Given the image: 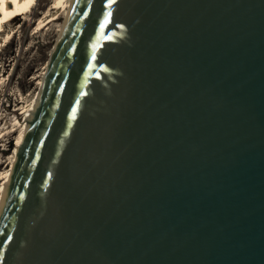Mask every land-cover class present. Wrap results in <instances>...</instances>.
<instances>
[{"label":"water","instance_id":"obj_1","mask_svg":"<svg viewBox=\"0 0 264 264\" xmlns=\"http://www.w3.org/2000/svg\"><path fill=\"white\" fill-rule=\"evenodd\" d=\"M0 264H264V0H73Z\"/></svg>","mask_w":264,"mask_h":264},{"label":"rangeland","instance_id":"obj_2","mask_svg":"<svg viewBox=\"0 0 264 264\" xmlns=\"http://www.w3.org/2000/svg\"><path fill=\"white\" fill-rule=\"evenodd\" d=\"M62 1L36 0L31 11L12 24L16 35L5 53L0 55V134L8 135L0 142V204L4 176L11 171L16 161V144L25 125L26 115H22V110L15 112L14 109L22 108L25 104L31 106L39 96L71 7L62 5L60 9L59 3L57 12L61 20L37 33L39 20L54 4ZM72 1L69 0V3ZM22 99L25 104L19 103ZM13 130L17 132L11 139L8 132ZM6 148L9 149L7 153ZM2 162L5 163L1 165Z\"/></svg>","mask_w":264,"mask_h":264},{"label":"bare ground","instance_id":"obj_3","mask_svg":"<svg viewBox=\"0 0 264 264\" xmlns=\"http://www.w3.org/2000/svg\"><path fill=\"white\" fill-rule=\"evenodd\" d=\"M35 1L36 0H0V55H2L3 52L5 53V50H7V48L11 45L12 40L16 35V32H14L12 29V24L14 23V21L18 20V18H20V16L27 15L31 11ZM59 3H60V9H62V5H64V7H66V8H68L69 5L71 7L73 1L71 4L69 3V0H63L62 2H57L56 4H54L50 8V11L48 13H46V15L44 17L40 18L39 24L37 27V33L42 32V30L45 27H47L48 25H50L51 23H54V22L61 20V16H59V12H57L59 10ZM54 10H56V12L52 13V11H54ZM52 59H53V56H52ZM51 62H52V60H51ZM51 62H50V65H51ZM39 95H40V93H39ZM38 98H39V96L36 98V100L34 101V103L31 106H27L22 99V100H20L19 103H21V104L24 103L25 104L24 107L19 108V109L18 108L14 109L15 112L17 110L18 111L22 110V115H26L25 123H24L25 125L23 126L22 133H21L20 137L18 138V141L16 144V161L18 158V148L21 145H23V142H24V139L26 136L27 120L32 115L33 111L35 110ZM10 112H11V110H10ZM16 132L17 131H14V130L11 132H8L11 139H13ZM6 136H8V135L0 134V142H3V139ZM8 151H9V149L6 148L5 152L7 153ZM16 161L14 162L13 168L16 164ZM4 163L5 162H2L1 165H3ZM13 168L11 169V171L8 172V174L6 176H4L5 182L3 184V192H2L3 196H4L5 185L8 183V181L10 179V175H11Z\"/></svg>","mask_w":264,"mask_h":264},{"label":"snow or ice","instance_id":"obj_4","mask_svg":"<svg viewBox=\"0 0 264 264\" xmlns=\"http://www.w3.org/2000/svg\"><path fill=\"white\" fill-rule=\"evenodd\" d=\"M112 3V0H109V4H111ZM106 20H107V18H106ZM101 29H103V25L101 26ZM95 57V53L93 52V58ZM75 111H76V109L74 108L73 109V116L75 115Z\"/></svg>","mask_w":264,"mask_h":264}]
</instances>
